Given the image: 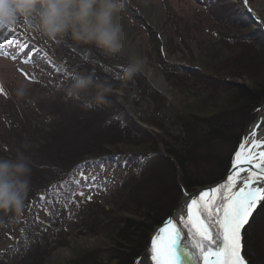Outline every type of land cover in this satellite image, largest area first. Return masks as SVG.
<instances>
[{
    "label": "trees",
    "instance_id": "16d2710c",
    "mask_svg": "<svg viewBox=\"0 0 264 264\" xmlns=\"http://www.w3.org/2000/svg\"><path fill=\"white\" fill-rule=\"evenodd\" d=\"M214 1L207 6L216 10L218 4ZM223 8L231 12L227 18L231 27H241L233 4ZM221 17L226 19L227 15L221 12ZM21 29L19 24L0 33L13 42ZM235 30L232 43L223 49L206 45L201 50L200 65L195 64L193 55L185 56L188 63L172 65L163 59L161 51L158 53V68L169 84L179 80L187 84L185 91L179 92L184 99L181 104L173 101L167 105L161 99L154 115L140 116L159 132L128 115L118 93L109 97L108 105L89 111L66 98L63 86L75 74L90 72L98 79L109 80L110 70L121 68L117 72L122 75L124 65L117 55L92 47L100 57V63H92L77 51L85 43L68 37L70 47L53 44L65 59L48 52L44 44L45 49L41 44L24 41L27 48L19 53L30 51V59L43 58L48 62L46 71L54 78L49 80L47 90L51 102L48 106L41 102L37 108L44 109V114L29 118L27 129L10 123L8 128L16 132L17 141L5 143L8 136L0 140L2 157H11L16 148L28 144L27 154L33 163L27 198L39 201L45 211L56 207V213L68 205L57 204L60 198L66 201L72 195L53 194L59 180L111 162L123 171L118 183L107 192L106 203L99 198L91 201L90 196L73 219L80 233H102L103 245L92 249L74 247L72 258L65 264H134L150 244L154 230L171 216L185 192L212 185L228 174L245 134L264 105V30ZM109 58L116 63L110 64ZM237 79H248L250 84L238 83ZM174 88L178 91V84ZM40 91L46 94L44 88ZM49 116L51 122H47ZM0 217L2 237L6 226L17 223V217L3 213ZM47 229L50 227L44 231ZM44 231L35 235L27 228L19 245L12 248L11 258L0 259V264H45L52 250L67 244V240L61 236L64 230L57 229L54 240L48 235L42 237ZM242 255L248 264H264V206L258 207L243 230Z\"/></svg>",
    "mask_w": 264,
    "mask_h": 264
},
{
    "label": "rangeland",
    "instance_id": "374dc122",
    "mask_svg": "<svg viewBox=\"0 0 264 264\" xmlns=\"http://www.w3.org/2000/svg\"><path fill=\"white\" fill-rule=\"evenodd\" d=\"M214 2L218 4L215 5L216 10L207 6L210 0H123L124 7L117 14L121 19L116 16L115 22L129 29L127 31L129 39L127 40L124 36L125 39L123 38L122 42L126 43L125 48L115 55L122 60L124 69L132 58L133 52L136 51L151 66L156 75L163 77L168 86L167 94L163 93L143 70L139 73L143 78L138 77L137 74L133 80L124 83L121 81L122 75L117 72L121 68L115 71L110 70L108 73L109 81L114 83L120 89L119 92L124 94L121 97L119 94L117 95L119 101L127 109L128 115L140 125L143 122L150 130L159 132L157 127L142 121L140 116L154 115L161 99L167 105L173 101L181 104L184 100L179 92L185 91L187 84L183 80L169 84L158 68L160 61L158 53L160 51L163 59L169 64L188 63L184 60L185 56L190 58L193 55L195 64L200 65L203 54L201 50L206 45L209 47L218 45L216 50H219L220 46L222 48L232 43V36H235V32H237L235 29H239L238 31L241 30V32L252 29L264 30V0H248V6L243 0H216ZM228 4H233V13L240 17L238 21L241 22V27L232 28L231 24L227 22L228 14L231 12H227L228 10L226 11L223 7ZM252 5H255L256 8L253 9ZM221 12L223 15H227L226 19H222ZM236 14L235 17H237ZM246 17L247 19H245ZM19 24L22 25V29L19 30L21 31L19 35H16L14 43L0 36V140H4L3 138L8 136L5 143L17 141L16 132L8 128L10 123L20 126L19 129L21 130L27 129L29 118L44 114V109L42 111L37 109L40 103L48 106L47 102H51L48 99L47 90L50 87L49 80L54 78L52 74L46 71L48 62H45L43 58L41 60L30 59L32 55L30 51L25 52L24 55L20 54L19 50L25 47L23 46L24 41L28 40L42 46L44 44L48 52L52 51L56 56L66 59L65 55L60 53L61 49L59 47H57L58 49L54 48L53 45L54 43H62L60 39L48 40L38 32L30 30L26 26V22H19L16 25ZM181 36H185L186 44ZM68 37L71 39L70 36H65V40L62 41L64 42L63 45L70 47ZM92 47L96 46L85 43L84 47L79 50L87 52L86 55L83 53L81 55L92 63H100V57L94 53ZM52 53L49 54L52 55ZM108 62L110 64L116 63L111 58L108 59ZM236 82L250 84L248 79H237ZM122 84L123 87H121ZM177 84L178 91L174 88ZM21 86L27 89V95L22 99L15 95V90ZM40 88H44L46 94L44 91L41 93ZM149 92L152 94L148 95ZM251 128L252 126L248 129L245 137ZM122 175L121 167L117 163L111 162L103 166L77 171L68 178L59 180L54 184L53 194L60 192L66 195L68 192H72V195L66 201L60 198V203L57 204L68 205H64L65 209L63 210L58 209L56 213V207L55 209L49 207L45 211L40 206L39 201L30 197L26 198L24 211L17 217V223L6 226L5 232L0 237V259L11 258L12 248L19 245L27 228L34 230L35 235H41L38 232H43L45 228L50 227L44 231L42 237L48 235L53 240L57 238L55 235L57 229L66 231L65 233L60 232L63 233L61 234L63 238L66 237L67 244L52 250L45 264H65L72 258L73 249L77 246H80L81 249L102 246L104 240L102 233L97 231H95L96 234H88V231H81L80 233L79 226H77L78 222L76 223L73 219L75 213H79L80 208L88 203L90 196L93 197L90 199L91 201L94 198H99L102 203H106L107 192L114 188Z\"/></svg>",
    "mask_w": 264,
    "mask_h": 264
},
{
    "label": "clouds",
    "instance_id": "9594fccd",
    "mask_svg": "<svg viewBox=\"0 0 264 264\" xmlns=\"http://www.w3.org/2000/svg\"><path fill=\"white\" fill-rule=\"evenodd\" d=\"M123 7V0H0V30L26 22L30 30L48 40L70 36L78 43L93 44L106 53L117 54L124 45L122 25L115 18ZM144 64L143 58L132 57L121 81L133 80ZM62 90L67 99L76 101L84 111L108 105L109 97L120 91L111 81L98 79L90 72L73 75ZM15 95L26 97V87L17 88ZM51 120L49 116L47 122ZM27 149L25 142L15 149L13 156H0V213L12 214L11 218L23 213L30 192L33 162Z\"/></svg>",
    "mask_w": 264,
    "mask_h": 264
},
{
    "label": "snow or ice",
    "instance_id": "6c2138e0",
    "mask_svg": "<svg viewBox=\"0 0 264 264\" xmlns=\"http://www.w3.org/2000/svg\"><path fill=\"white\" fill-rule=\"evenodd\" d=\"M182 203L187 207L186 217L178 223L188 230V241L181 249L182 234L173 215L151 240L153 264H180V251L202 264H247L241 254V230L264 206V140L252 136L243 142L227 180L192 196L186 194Z\"/></svg>",
    "mask_w": 264,
    "mask_h": 264
},
{
    "label": "bare ground",
    "instance_id": "6f19581e",
    "mask_svg": "<svg viewBox=\"0 0 264 264\" xmlns=\"http://www.w3.org/2000/svg\"><path fill=\"white\" fill-rule=\"evenodd\" d=\"M245 2V0H243ZM248 6V0H246L245 3ZM253 9L256 8L255 5H252ZM117 17L119 19H121V17L119 15H117ZM122 25V24H121ZM123 31L121 32V37L122 39L124 38V36L126 37V39L128 40L129 36L127 31H129V29H126L124 26H122ZM125 39V38H124ZM127 42V41H126ZM126 44V43H125ZM125 44L123 43V45L125 46ZM125 48V47H124ZM140 57L139 54L134 51L132 57ZM145 61V60H144ZM147 75L148 77L162 90L163 93L167 94V84L165 83L163 77L161 75H156L155 72L153 71V69L151 68L150 65H148V63L145 61L144 67L142 69ZM149 129V128H148ZM255 136L259 139L264 140V108L261 109L260 111V115L258 116V118L256 119V121L254 122V124L252 125V128L250 130V132L248 133V135L244 138L243 142H245L247 139H249L250 137ZM240 150V149H239ZM202 190H207V189H202ZM201 190V191H202ZM199 191V192H201ZM198 192V193H199ZM192 193V192H190ZM184 197H182L183 199ZM186 198V197H185ZM184 198V200H185ZM194 198H199L194 197ZM181 199V200H182ZM180 200V201H181ZM183 200V201H184ZM180 203V202H179ZM187 203H191V200H188ZM177 209V208H176ZM175 209V211H176ZM186 211H187V207L186 204L182 203L179 205L177 211L175 212V219L173 220V223L177 225V227L180 228L181 230V234H182V239L180 242V248L182 249V247L187 243L188 241V230L185 229L183 227L182 224H179L178 221L181 217H186ZM247 225V224H246ZM245 225V226H246ZM163 225L158 226L155 230V232L152 234L151 240L154 237L155 233L158 231L159 228L163 227ZM245 226L243 228V230L245 229ZM242 231V230H241ZM222 243V238L217 240V244H221ZM150 248H151V243H150V247L141 255V257L134 263V264H138L139 261H142L143 264H153V261L151 260V252H150ZM179 250V249H178ZM242 254V253H241ZM180 255H181V261L180 264H202V261H193L192 259H190L186 254H184L182 251H180ZM243 256V255H242ZM245 259V258H244Z\"/></svg>",
    "mask_w": 264,
    "mask_h": 264
},
{
    "label": "water",
    "instance_id": "95a60500",
    "mask_svg": "<svg viewBox=\"0 0 264 264\" xmlns=\"http://www.w3.org/2000/svg\"><path fill=\"white\" fill-rule=\"evenodd\" d=\"M60 41H61V40H60ZM61 42H63V41H61ZM63 43H64V42H63ZM73 48H74V47H73ZM80 52L86 55V52H87V51H80ZM118 94L120 95V97L124 95L123 92H118ZM141 124H142L144 127L148 128V126H147L145 123L141 122ZM152 129H153V128H152ZM233 163H234V161H233ZM233 163H232V166H231L229 172L232 171ZM229 172H228V173H229ZM243 175H244V173H241V176H243ZM227 178H228V174L226 175V177H225L224 179L218 181L217 183H214V184H212V185H208V186H204V187H200V188H198L196 191H194V192H192V193H188V192H186L185 195H184V198L186 197V194H187V196H192V194H194V193H198V192L201 191L202 189H211V188H213V187H216V186H218L220 183H222V182H224L225 180H227ZM184 198L180 201L179 205H180L181 202L184 200ZM178 207H179V206H178ZM178 207H177V209H178ZM177 209H176V211H177ZM176 211H175V212H176ZM175 212H174V213H173L168 219L173 218V215H175ZM168 219H167V220H168ZM167 220H166V221H167ZM166 221H165V222H166ZM165 222H164V223H165ZM164 223H163V224H164ZM163 224H162V225H163ZM242 231H243V229H242ZM242 231H241V236H242V240H243V234H242ZM242 240H241V243H242V249H243V241H242ZM150 243H151V242H150ZM149 247H150V245H149ZM149 247H148V248H149Z\"/></svg>",
    "mask_w": 264,
    "mask_h": 264
}]
</instances>
